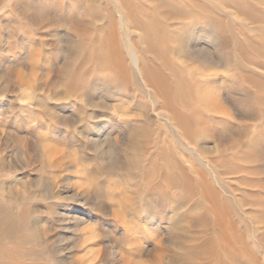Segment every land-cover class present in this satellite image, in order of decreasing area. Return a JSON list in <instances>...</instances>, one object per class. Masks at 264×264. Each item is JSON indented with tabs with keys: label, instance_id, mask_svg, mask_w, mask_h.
<instances>
[{
	"label": "rangeland",
	"instance_id": "374dc122",
	"mask_svg": "<svg viewBox=\"0 0 264 264\" xmlns=\"http://www.w3.org/2000/svg\"><path fill=\"white\" fill-rule=\"evenodd\" d=\"M0 264H264V0H0Z\"/></svg>",
	"mask_w": 264,
	"mask_h": 264
},
{
	"label": "bare ground",
	"instance_id": "6f19581e",
	"mask_svg": "<svg viewBox=\"0 0 264 264\" xmlns=\"http://www.w3.org/2000/svg\"><path fill=\"white\" fill-rule=\"evenodd\" d=\"M125 263V262H124Z\"/></svg>",
	"mask_w": 264,
	"mask_h": 264
}]
</instances>
